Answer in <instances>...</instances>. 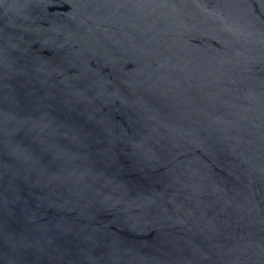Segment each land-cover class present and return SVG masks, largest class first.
Returning a JSON list of instances; mask_svg holds the SVG:
<instances>
[{
	"label": "water",
	"instance_id": "1",
	"mask_svg": "<svg viewBox=\"0 0 264 264\" xmlns=\"http://www.w3.org/2000/svg\"><path fill=\"white\" fill-rule=\"evenodd\" d=\"M0 264H264V0H0Z\"/></svg>",
	"mask_w": 264,
	"mask_h": 264
}]
</instances>
